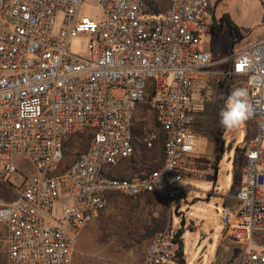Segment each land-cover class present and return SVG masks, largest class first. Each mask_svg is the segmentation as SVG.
<instances>
[{"label":"built area","instance_id":"1","mask_svg":"<svg viewBox=\"0 0 264 264\" xmlns=\"http://www.w3.org/2000/svg\"><path fill=\"white\" fill-rule=\"evenodd\" d=\"M85 1L0 0V181L17 172L13 155L33 166L17 196L0 204L6 264H72L111 191L169 202L182 195L203 110L194 91L212 75L243 80L255 126L239 158L236 203L221 208V237L238 246L239 264H264V37L217 59L199 48L212 0H169L159 12L152 0H92L99 22L80 14ZM76 36L87 38L84 56L70 51ZM142 103L162 136V162L118 176L135 155ZM159 132L143 130L146 150ZM76 136L85 147L60 171L64 143ZM173 240L171 225L153 235L141 264H175Z\"/></svg>","mask_w":264,"mask_h":264},{"label":"rangeland","instance_id":"2","mask_svg":"<svg viewBox=\"0 0 264 264\" xmlns=\"http://www.w3.org/2000/svg\"><path fill=\"white\" fill-rule=\"evenodd\" d=\"M152 3L153 9L159 12L169 5V0H152ZM211 8L212 11L205 18L200 46H207L213 57L223 59L264 37V16L257 0H219L216 3L212 0ZM80 14L95 22L103 19L101 10L92 0L83 3ZM237 31L241 37L237 35ZM86 46L87 38L83 36H76L70 41V51L77 55H86ZM219 78L220 75L209 76L208 81L197 84L194 91V97L203 103V110L195 123L198 140L193 158L201 157L206 161H193L194 164L191 165L184 182L187 200L180 197L178 201L169 202L153 194L134 198L113 193L115 195L107 199L106 207L79 236L72 264H141L150 240L144 239L146 230L159 221H164L163 229L170 225L174 232L183 229L185 264H239L238 246L222 240V210L214 200L217 192L229 194L233 190V174L239 168L235 161L236 154L244 149L245 138L253 132L254 123L248 119L234 128L220 124V112L226 106L218 103L221 97ZM229 83L227 98L233 90L245 87L243 80L239 78L229 79ZM226 101L227 99L225 103ZM134 119L137 120L136 132L141 133L144 129L159 132L153 114L145 104L136 107ZM216 136L223 142L221 153ZM85 142L86 139L80 136L67 140L60 171L67 168L84 149ZM261 145L264 148V139ZM137 146L140 148L136 149L135 156L140 160V167H144V170L154 169L161 164L163 154L159 145L156 144L151 150L143 148L141 143ZM215 162L217 176L213 185L204 176L214 173L210 164ZM12 163L17 172L9 177V182L14 186L7 194L0 190V204L12 201L17 196L12 190L21 188L25 179L33 173L32 163L26 156L13 155ZM131 172L128 162L115 169L118 176H127ZM211 191L215 194H211ZM60 214L61 203L56 201L52 205V215L59 217ZM182 216L184 226L180 227ZM5 235L6 226L0 220V264H6Z\"/></svg>","mask_w":264,"mask_h":264},{"label":"trees","instance_id":"3","mask_svg":"<svg viewBox=\"0 0 264 264\" xmlns=\"http://www.w3.org/2000/svg\"><path fill=\"white\" fill-rule=\"evenodd\" d=\"M218 1L219 0H214L215 3L218 2ZM230 25H232V24L230 23ZM237 35L239 37H241V35L238 33V31H237ZM217 59H219V58H217ZM223 68L224 67H222L221 69H223ZM218 85L220 87V93H221V97L218 100V103H220V105H222V106H226L225 100L227 99V92H228V89H229V86H230L229 78H226V77L219 78L218 79ZM141 134H142V131H141V133L135 131L134 140H133V146L135 148V155H136V151H137L136 149L137 148H140V146L139 147L137 146L138 143H141L143 145V148H145L144 147V144L142 142ZM254 134H255V126H254L253 132H251L245 138V143ZM159 135H160V138H159V141L156 144L159 145L161 147V149H162V140L163 139H162V136H161L160 132H159ZM216 140H217V145L219 146L218 147L219 148V152L221 153L222 152V143L223 142H222L221 138H219L218 136H216ZM65 146H66V142L64 143V150H65ZM135 155L132 156L126 162L129 163V168H130V170H132V172L133 171L135 172V170L136 171H143L144 170V167H140V163H139L140 160H137L139 158H138V156H135ZM241 155H242V151L239 152L238 154H236V159H235V161L237 162V164L239 165V167H240L239 158L241 157ZM194 161L195 162H203V161H206V160H205V158H201L200 157V158H194ZM141 162H144V161L142 160ZM210 165H211V169H213V170H215L217 168V163L216 162L213 163V164H210ZM189 173H190V170L188 171L187 175H189ZM238 173H239V168L235 171V180L236 181L238 179ZM213 175H214V173L213 174H206V176H204V178H205L206 181L212 182L213 181ZM12 187H13V185L11 183L4 182V181H0V190L3 191L4 194H7V192H9ZM113 193H115V192H113V191L112 192H109L108 198L111 195H115ZM137 197H140V196H136L134 198H137ZM180 197H182V195H180L176 200L178 201V199ZM163 225H164V221L155 222V224H154V226L152 228H150L149 230H146V235H145L144 239H147V238L150 239L155 233H159L163 229ZM182 234H183V229H179L176 232H174V240L173 241H174V243L176 245V247H175V255H174L175 264H185V260H184V257H183V240H182Z\"/></svg>","mask_w":264,"mask_h":264},{"label":"clouds","instance_id":"4","mask_svg":"<svg viewBox=\"0 0 264 264\" xmlns=\"http://www.w3.org/2000/svg\"><path fill=\"white\" fill-rule=\"evenodd\" d=\"M252 115L246 89L237 88L231 92L226 101V107L220 112V124L227 128L239 127Z\"/></svg>","mask_w":264,"mask_h":264},{"label":"crops","instance_id":"5","mask_svg":"<svg viewBox=\"0 0 264 264\" xmlns=\"http://www.w3.org/2000/svg\"><path fill=\"white\" fill-rule=\"evenodd\" d=\"M199 48H200V50H202V51H204V52H207V53H209V51H208V47L207 46H200L199 45ZM211 54V53H210ZM218 58V57H217ZM220 59H222V58H220ZM199 84V83H198ZM244 89H245V87H244ZM208 183H213V185L216 183V182H209V181H207ZM232 189L233 190H231V193H229V194H227V193H223V194H218V192L216 193V196H217V198L214 200V202H217L220 206H221V208L223 207V206H232V205H235V203H236V201L232 198V195H233V193L235 192V190H236V188H237V181L235 180V172H234V174H233V184H232ZM20 190H12V192H16V194L19 192ZM187 191V190H186ZM186 191H185V193H183V194H185L184 196H182L185 200H187V194H186ZM182 194V195H183ZM211 194H215V193H213V191H211ZM9 201H7L6 203H8ZM82 233V232H81ZM81 235V234H80ZM239 263H240V258H239Z\"/></svg>","mask_w":264,"mask_h":264},{"label":"water","instance_id":"6","mask_svg":"<svg viewBox=\"0 0 264 264\" xmlns=\"http://www.w3.org/2000/svg\"><path fill=\"white\" fill-rule=\"evenodd\" d=\"M216 176H217V168L214 170V175H213V182H216ZM184 226V216H182V220L180 223V227Z\"/></svg>","mask_w":264,"mask_h":264}]
</instances>
